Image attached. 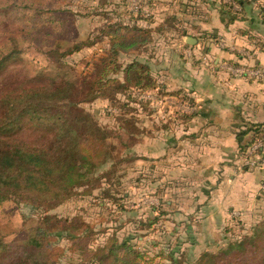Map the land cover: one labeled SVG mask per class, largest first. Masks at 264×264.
<instances>
[{"label":"rangeland","instance_id":"374dc122","mask_svg":"<svg viewBox=\"0 0 264 264\" xmlns=\"http://www.w3.org/2000/svg\"><path fill=\"white\" fill-rule=\"evenodd\" d=\"M249 11L264 18V0H245L242 7L236 0H0V51L6 52V42L10 38L22 49L20 59L8 61L0 73L3 75L10 68L18 67L22 78L73 80L83 90L87 87L83 82L89 80L95 59L104 55L108 48L110 35L104 30L109 29L110 24L153 28L151 41L135 52L152 64L151 71L161 63L166 44L175 43L179 38L174 36L179 33L175 31L200 24L202 34H196L199 56L212 63L213 49L216 45L223 48L225 43L219 38L221 36L206 35L204 22L216 16L228 21L231 16ZM152 16L155 22L151 26L149 18ZM77 45H81L80 49L60 59L61 53ZM186 49L184 54L189 56L190 51ZM244 49L238 54L244 58L251 56ZM47 51H52V56ZM177 54L165 55L174 60ZM120 60L125 65L130 55H122ZM228 66L231 65H225ZM117 77L123 80L122 69ZM160 87L159 84L157 89L152 86L143 91L125 88L116 95L118 102L102 96L79 102L107 133L106 163L89 173V186L78 187L49 213L69 218L78 216L83 223L77 230L87 231L89 247L105 244L112 236L119 240L128 238L152 264L166 263L169 252L184 264L202 257L203 253L216 255L221 250H228L229 259L241 253L255 258L253 264H264L261 259L264 229H252L264 215L241 216L225 208L230 200L227 194L219 192L217 185L210 189V197H205L202 193L207 192L198 190L195 180L181 176L189 169L181 172L178 167L180 150L162 148L159 131L167 119L162 112L171 103L162 101ZM83 94L81 92L74 99L82 100ZM255 147L248 149L246 154L236 150L239 171H264V160L256 163L264 151L259 153ZM183 165L186 164L179 166ZM259 202V207L264 208L261 199ZM30 216L33 219L39 214L32 213L24 205L1 203L0 238L6 242H20L26 238L32 224ZM245 239L248 246L241 252ZM56 246L64 250L58 264L84 261L80 250L69 249V240L57 238Z\"/></svg>","mask_w":264,"mask_h":264},{"label":"trees","instance_id":"16d2710c","mask_svg":"<svg viewBox=\"0 0 264 264\" xmlns=\"http://www.w3.org/2000/svg\"><path fill=\"white\" fill-rule=\"evenodd\" d=\"M236 2L240 7L245 4V0ZM237 17L231 16L226 22ZM113 25L104 30L106 35H110L108 48L104 55L95 59L89 80L83 82L87 87L82 84L83 90L73 80L43 81L37 76L22 78L18 67L10 68L3 75L0 73V204L13 202L39 214L36 218L32 216L33 219L30 216L32 224L26 238L20 242H6L0 238V264H58L64 250L56 246V240L61 237L69 240L71 251H81L84 261L76 264H152L151 259L146 260V254L139 252L128 238L119 240L112 236L105 244L89 247L87 231L77 230L83 223L78 216L69 218L49 213L72 196L78 187L89 186V173L106 163L107 133L91 114L79 106V102L97 96L118 102L116 95L125 88L143 91L152 86L155 89L159 87L148 60L135 54L151 41L154 30L151 27L142 29ZM159 30L162 28L159 27ZM6 43V52L0 51V71L8 61L19 58L22 53L21 47L12 38ZM80 46L61 53L60 59L62 55L80 49ZM46 53L52 56V51ZM122 55H130L125 65L120 62ZM229 64L232 67L261 69L257 64L237 61ZM121 69L123 80L117 77ZM238 76L255 79L246 74ZM160 89L162 95L173 93L163 87ZM81 92L84 93L82 100H75ZM36 128L40 130H34ZM246 129L237 133V152L246 154L248 149L257 145L255 150L262 153L264 123H251ZM246 133H250L251 137L242 143V136ZM263 160L264 155L261 154L256 163ZM263 226L264 219L252 229H264ZM245 243L246 239L242 244ZM247 244L240 247L241 252L246 250ZM227 253L228 250H221L216 255L203 253L202 257L184 264L255 262V258L241 253L229 259ZM161 255L164 254L161 252ZM166 259L168 261L163 264H183L173 252H169ZM261 259H264V254Z\"/></svg>","mask_w":264,"mask_h":264},{"label":"crops","instance_id":"0c3cea01","mask_svg":"<svg viewBox=\"0 0 264 264\" xmlns=\"http://www.w3.org/2000/svg\"><path fill=\"white\" fill-rule=\"evenodd\" d=\"M154 22L152 16L149 24L152 26ZM204 23L206 35L221 36L225 43L223 48L216 45L213 49L212 63L200 59L196 34L201 33L202 28L198 24L175 31L179 33L174 36L179 38L175 43L166 44L161 63L152 70L160 86L173 92L162 95V101L175 104L162 112L167 119L159 131L162 133L160 143L164 149L180 150L178 167L181 172L189 169L181 176L195 180L197 189L207 192L202 193L205 197H210V189L217 185L219 192L227 194L230 200L225 208L241 216L264 215V208L259 207L260 199L264 205V188H261L264 187V171L241 172L235 161L237 133L246 131L251 123H264V79L242 78L225 67L237 61L257 64L264 72V18L249 11L229 22L216 16ZM190 37L195 39L193 44L186 41ZM186 48L189 56L184 54ZM241 49H247L251 57H239ZM169 52H178V56L171 60L165 55ZM170 109L172 111L167 112ZM250 137V133L244 134L241 142ZM183 163L186 165L180 167Z\"/></svg>","mask_w":264,"mask_h":264},{"label":"built area","instance_id":"2783aa9c","mask_svg":"<svg viewBox=\"0 0 264 264\" xmlns=\"http://www.w3.org/2000/svg\"><path fill=\"white\" fill-rule=\"evenodd\" d=\"M250 57V56H248ZM228 70H230L233 74L235 75H243L246 74L248 77H253L255 79H259V78H263L264 77V72L263 70L259 69V68H247L244 66H237V67H232V66H228L227 67Z\"/></svg>","mask_w":264,"mask_h":264},{"label":"water","instance_id":"95a60500","mask_svg":"<svg viewBox=\"0 0 264 264\" xmlns=\"http://www.w3.org/2000/svg\"><path fill=\"white\" fill-rule=\"evenodd\" d=\"M186 41L189 42L190 44H193V42H195V39L190 37L187 38Z\"/></svg>","mask_w":264,"mask_h":264}]
</instances>
